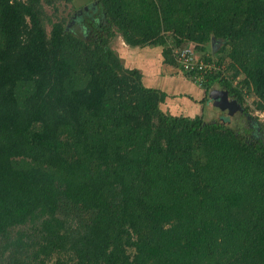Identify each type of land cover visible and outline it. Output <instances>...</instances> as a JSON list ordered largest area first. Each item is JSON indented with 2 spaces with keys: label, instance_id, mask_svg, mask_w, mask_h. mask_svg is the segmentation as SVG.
Masks as SVG:
<instances>
[{
  "label": "trees",
  "instance_id": "16d2710c",
  "mask_svg": "<svg viewBox=\"0 0 264 264\" xmlns=\"http://www.w3.org/2000/svg\"><path fill=\"white\" fill-rule=\"evenodd\" d=\"M63 2L76 18L49 15ZM118 37L161 47L201 104L217 85L237 112H164ZM252 95L264 112V0H0V264H264Z\"/></svg>",
  "mask_w": 264,
  "mask_h": 264
},
{
  "label": "rangeland",
  "instance_id": "374dc122",
  "mask_svg": "<svg viewBox=\"0 0 264 264\" xmlns=\"http://www.w3.org/2000/svg\"><path fill=\"white\" fill-rule=\"evenodd\" d=\"M77 2V6L81 7L85 3H89L91 0H75ZM82 1V2H81ZM49 15H51L55 21L60 20L61 18H68V20L71 19L76 13L73 7V4L69 3H59L56 8L52 7H46ZM57 9V11L55 10ZM75 17V16H74ZM76 21H73L72 24H75ZM78 21L76 23V33L77 35H82L81 30H84L83 26L78 25ZM51 26H48V32H50ZM171 43V41H170ZM113 45L115 48L118 49V52L120 56L122 57L123 61L126 64V67L132 68V67H138V69L141 71L143 75V80L149 87H154L160 90L165 91L168 96L166 99V102L162 105V109L164 112L171 114V115H182V116H198L203 115L205 117V120L207 121H216L217 119L221 120V116H225V114H218L211 110L210 102L211 94L209 96V99L211 101L207 103V105H198L195 102H192L188 98V92H191V89H189V83H184L183 80H180L176 78L174 81L171 78L174 77V73H176V70L174 67H171L168 64H165L161 66V63L159 65V62L163 58L162 55V48L161 47H152L149 46L144 51L141 48L135 49L130 53L129 46L124 42L122 37H118L114 40ZM140 49V50H139ZM221 45L217 44L216 42H213L210 46V51L213 50L216 51L215 58L219 59L222 56H226L225 53L220 54ZM177 50V49H176ZM183 77V76H182ZM226 77L230 78L231 73H226ZM186 79V78H185ZM188 80V79H187ZM189 81V80H188ZM197 84V83H196ZM199 85V84H197ZM187 91H186V90ZM219 89V86H215L214 90ZM248 102L247 104L250 106V115L254 123L258 124V129L261 127V136L260 139L264 141V112L256 110V105L254 104L256 101V98L252 95L247 97ZM227 115V114H226ZM220 117V118H219ZM219 120V121H220ZM231 120V121H230ZM229 124V126L235 128L238 125V120L229 119L226 122Z\"/></svg>",
  "mask_w": 264,
  "mask_h": 264
},
{
  "label": "water",
  "instance_id": "95a60500",
  "mask_svg": "<svg viewBox=\"0 0 264 264\" xmlns=\"http://www.w3.org/2000/svg\"><path fill=\"white\" fill-rule=\"evenodd\" d=\"M211 99L212 101L209 106H211V110L214 112L223 115H234L237 112L235 101L225 91L220 89L211 91Z\"/></svg>",
  "mask_w": 264,
  "mask_h": 264
},
{
  "label": "built area",
  "instance_id": "2783aa9c",
  "mask_svg": "<svg viewBox=\"0 0 264 264\" xmlns=\"http://www.w3.org/2000/svg\"><path fill=\"white\" fill-rule=\"evenodd\" d=\"M176 57L178 58L179 62L183 64L188 70H194L195 68H197L200 72H204V74H207L208 71L213 67L212 64H207L203 61L199 63V55L192 49L178 50L176 51ZM198 80L199 82H201L202 76H200Z\"/></svg>",
  "mask_w": 264,
  "mask_h": 264
},
{
  "label": "crops",
  "instance_id": "0c3cea01",
  "mask_svg": "<svg viewBox=\"0 0 264 264\" xmlns=\"http://www.w3.org/2000/svg\"><path fill=\"white\" fill-rule=\"evenodd\" d=\"M135 49H138V48H132V49H130V51H131L130 53H132V51L135 50ZM133 52L135 53L134 55H136V52L135 51H133ZM160 63H161V66L163 65V67H164L165 64L163 63V59L160 60L159 65H160ZM136 68H138V67H136ZM171 78L173 79V81L176 79L173 76ZM185 78L186 77H178V79L183 80L184 83H189L190 84L189 85L190 86L189 89H191V92H188L185 89L187 91V93H188L187 94L188 95V98L192 102H195V104L197 103L198 105H201L202 106L201 101L206 97V94H205L204 89L202 87H200L199 85H197L196 82H193L192 80H189L188 78H186V79Z\"/></svg>",
  "mask_w": 264,
  "mask_h": 264
},
{
  "label": "flooded vegetation",
  "instance_id": "af4514ba",
  "mask_svg": "<svg viewBox=\"0 0 264 264\" xmlns=\"http://www.w3.org/2000/svg\"><path fill=\"white\" fill-rule=\"evenodd\" d=\"M77 17V15L75 16V18ZM220 118V117H219ZM253 123H254V121H253Z\"/></svg>",
  "mask_w": 264,
  "mask_h": 264
}]
</instances>
